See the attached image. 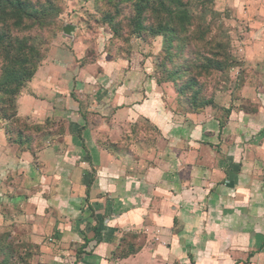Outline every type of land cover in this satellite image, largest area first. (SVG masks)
Instances as JSON below:
<instances>
[{"label":"crops","instance_id":"1","mask_svg":"<svg viewBox=\"0 0 264 264\" xmlns=\"http://www.w3.org/2000/svg\"><path fill=\"white\" fill-rule=\"evenodd\" d=\"M82 78L72 81L78 93ZM42 79L36 74L18 115L59 117L66 128L33 155L8 142L0 120L2 258L27 244L38 252L32 264H264L263 102L255 113L234 110L221 125L206 114L173 120L161 96L142 104L138 89L129 96L116 88L100 110L159 131L153 145L135 141L133 157L100 146L82 120L81 95H67V85L54 83L52 100L38 99L51 97V81ZM141 231L145 245L134 252L127 245L132 254L119 257L122 240Z\"/></svg>","mask_w":264,"mask_h":264},{"label":"rangeland","instance_id":"2","mask_svg":"<svg viewBox=\"0 0 264 264\" xmlns=\"http://www.w3.org/2000/svg\"><path fill=\"white\" fill-rule=\"evenodd\" d=\"M183 1L191 3L194 25L188 35L186 51L176 55L172 64L167 60L163 36L134 31L131 23L134 10L128 3L121 0H33L37 6L46 5L47 13L42 17V23H35L31 32L14 31L13 34L36 39L37 47L41 49L42 61L36 74L42 75L44 80L41 82L46 85L51 81L50 86H45L51 97L37 96L38 99L52 100V93L58 91L54 83L59 85L57 87L67 85V95L70 91L73 98L81 95L82 120L86 129L97 134L100 146L118 155L133 157L130 146L137 140L138 145L143 142L153 145L158 141L159 131L143 118L132 126L125 124V116L121 119V111L114 113L115 122L106 113L108 108L100 110L101 102L104 107L106 103L109 105L117 89H124L129 96L138 89L145 99L142 104L149 96L155 99L161 96L165 111L173 120L176 116L190 119L191 115L206 114L223 125L234 110L255 113L261 102L264 103V0ZM110 17L112 23L108 21ZM157 21L155 16L148 15V24ZM70 27H74V31L68 34L65 29ZM215 53L217 57L213 55ZM205 57L213 58L214 64L201 71L196 68L200 64L196 63ZM182 67L179 89H176L171 73ZM81 76L83 92L78 93L72 81ZM47 78L51 80H45ZM193 81L195 87L190 89L189 84ZM30 83L16 100L17 118L11 125L12 137L20 131L26 133L24 137L33 134L36 151H40L44 141L64 134L66 121L59 117L45 120L40 114L37 122L18 115L20 98L30 94ZM149 90L152 91L150 94ZM194 92L199 93L197 98H193ZM60 102L63 103V98ZM48 120L49 124H46ZM18 149L26 151V146ZM36 153L32 152L33 155ZM136 161L141 162L140 156H136ZM148 163L149 166L153 164L152 158ZM148 236L146 231H141L122 240L124 248L118 256L126 255L127 245L140 249ZM157 241L153 236L151 243H163ZM163 245L167 246V243ZM23 247L19 255L6 254L3 258L0 255V264H32L38 252L30 245Z\"/></svg>","mask_w":264,"mask_h":264},{"label":"trees","instance_id":"3","mask_svg":"<svg viewBox=\"0 0 264 264\" xmlns=\"http://www.w3.org/2000/svg\"><path fill=\"white\" fill-rule=\"evenodd\" d=\"M121 1L130 4L134 10L131 23L135 32L139 34L144 32L152 36L160 35L165 38L169 62L173 64L174 57L186 51L188 35L194 25L190 2L183 0ZM45 8L46 5L37 6L33 0H0V120L5 122L8 142L18 147L26 146L25 150L33 153L37 152L36 138L33 134L31 136L27 134L28 137H24L26 133L20 131L13 138L11 125L16 123V100L36 75L42 61V53L37 47L36 39L29 36L20 37L13 33L14 31L31 32L35 23H42V17L47 13ZM148 15L155 16L158 21L148 24ZM108 21L112 23L113 18H108ZM213 55L218 56L216 53ZM199 62L196 63L200 64L196 65V68L201 71H206V68L214 64L211 57L200 58ZM182 69L184 70L182 67L176 73H171V81L176 83V89H179L178 78L182 75L180 73ZM194 84V81L189 84L190 89L195 87ZM182 92L184 93V90ZM198 94L194 92L193 98H197ZM47 122L46 124H49V120ZM129 255L121 257L125 258Z\"/></svg>","mask_w":264,"mask_h":264},{"label":"water","instance_id":"4","mask_svg":"<svg viewBox=\"0 0 264 264\" xmlns=\"http://www.w3.org/2000/svg\"><path fill=\"white\" fill-rule=\"evenodd\" d=\"M74 31V27L66 28L65 32L71 34Z\"/></svg>","mask_w":264,"mask_h":264}]
</instances>
